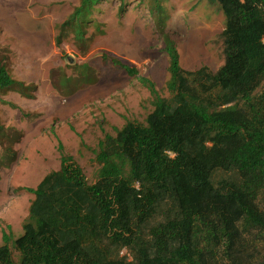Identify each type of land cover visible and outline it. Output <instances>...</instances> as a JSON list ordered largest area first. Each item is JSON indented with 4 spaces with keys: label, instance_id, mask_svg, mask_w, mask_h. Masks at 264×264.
<instances>
[{
    "label": "trees",
    "instance_id": "trees-1",
    "mask_svg": "<svg viewBox=\"0 0 264 264\" xmlns=\"http://www.w3.org/2000/svg\"><path fill=\"white\" fill-rule=\"evenodd\" d=\"M99 1L78 0L61 28L80 33ZM145 1L168 57L164 90L139 77L147 112L102 130L93 182L58 141V168L24 188L21 232L1 229L0 264H264V0H206L223 17L215 70L182 68L163 0ZM13 84L0 64V93Z\"/></svg>",
    "mask_w": 264,
    "mask_h": 264
},
{
    "label": "rangeland",
    "instance_id": "rangeland-1",
    "mask_svg": "<svg viewBox=\"0 0 264 264\" xmlns=\"http://www.w3.org/2000/svg\"><path fill=\"white\" fill-rule=\"evenodd\" d=\"M77 4L0 0V14L10 13L0 18V64L14 80L12 90L0 93V240L5 224L15 235L21 232L33 197L24 188L58 168V141L93 182V148L102 130L111 132L125 118L142 120L147 112L148 92L139 77L164 90L168 57L145 0H124L121 15L119 0H100L80 33L62 29ZM159 7L182 68L203 64L215 70L222 64L223 17L216 5L163 0ZM109 57L135 66L137 75L111 66ZM229 208L237 218L234 204Z\"/></svg>",
    "mask_w": 264,
    "mask_h": 264
},
{
    "label": "crops",
    "instance_id": "crops-1",
    "mask_svg": "<svg viewBox=\"0 0 264 264\" xmlns=\"http://www.w3.org/2000/svg\"><path fill=\"white\" fill-rule=\"evenodd\" d=\"M9 16H10V13L9 12H7L5 15L0 14V18L1 19H4V18L9 17Z\"/></svg>",
    "mask_w": 264,
    "mask_h": 264
}]
</instances>
